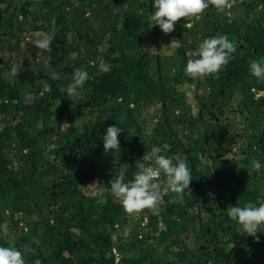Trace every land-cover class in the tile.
Returning a JSON list of instances; mask_svg holds the SVG:
<instances>
[{"label":"trees","instance_id":"16d2710c","mask_svg":"<svg viewBox=\"0 0 264 264\" xmlns=\"http://www.w3.org/2000/svg\"><path fill=\"white\" fill-rule=\"evenodd\" d=\"M153 2L0 0V246L26 264H264V233L244 235L226 211L264 203V81L249 70L264 58V0L210 7L170 34L148 27ZM218 34L235 43L230 62L185 76ZM45 35L50 51L32 44ZM80 67L90 78L69 97ZM109 126L120 152L104 151ZM153 145L189 165L190 193L129 215L109 182L121 169L130 180Z\"/></svg>","mask_w":264,"mask_h":264},{"label":"clouds","instance_id":"9594fccd","mask_svg":"<svg viewBox=\"0 0 264 264\" xmlns=\"http://www.w3.org/2000/svg\"><path fill=\"white\" fill-rule=\"evenodd\" d=\"M232 6L231 0H154V11L147 18L148 27L158 26L164 34H170L175 30V25L181 18H186L190 25L192 18L199 19L206 9L214 7L218 11L228 9ZM72 34L68 33L66 40H71ZM54 37L47 35L32 42L40 50L50 51ZM236 51L235 43L226 35L218 34L204 38L197 52L193 53L195 58H189L183 68L185 76L196 80L206 76L218 74L232 59ZM168 54L172 55L171 47ZM112 65L101 60L98 65L100 73L111 71ZM249 70L258 81H264V58L252 60ZM18 69L12 65L9 70L11 77H15ZM53 79H60L59 74H53ZM89 72L85 68H75L71 81L66 87L69 97L79 96L89 80ZM49 85H43V92H49ZM43 92L41 94H43ZM121 129L118 126L107 127L102 136L105 153L120 152V141L118 139ZM161 146L153 145L147 151L142 160L137 161L136 171L130 180H126V170L121 171L109 182V192L113 198L119 201L125 213L139 215L148 210L153 215H158L160 203L163 197L169 193L182 195L185 191L190 193L191 169L184 161L173 162L163 154ZM252 167L261 169L259 161H253ZM165 178L163 185L160 177ZM230 220L234 221L244 235L257 237V233H264V203H246L244 206H231L226 209ZM0 229L7 234L6 226ZM127 235V232L124 233ZM258 239V237H257ZM0 264H26L20 250L12 246H0Z\"/></svg>","mask_w":264,"mask_h":264},{"label":"rangeland","instance_id":"374dc122","mask_svg":"<svg viewBox=\"0 0 264 264\" xmlns=\"http://www.w3.org/2000/svg\"><path fill=\"white\" fill-rule=\"evenodd\" d=\"M190 95H192V94H190ZM191 97V96H190Z\"/></svg>","mask_w":264,"mask_h":264}]
</instances>
